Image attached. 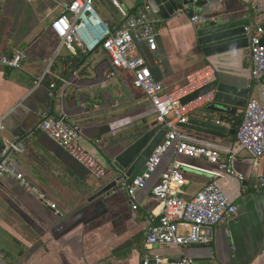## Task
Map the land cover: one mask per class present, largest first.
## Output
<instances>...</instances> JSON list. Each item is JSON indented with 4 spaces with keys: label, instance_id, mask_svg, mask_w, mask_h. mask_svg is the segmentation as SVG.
<instances>
[{
    "label": "crops",
    "instance_id": "obj_1",
    "mask_svg": "<svg viewBox=\"0 0 264 264\" xmlns=\"http://www.w3.org/2000/svg\"><path fill=\"white\" fill-rule=\"evenodd\" d=\"M72 1L0 0V54L12 55L19 50L27 54L21 69L0 68V119L5 127L0 142H24L27 151L14 154L13 162L36 193L45 194L47 199L29 193L11 177L0 180V256L4 264H141L148 251L147 218L153 216L155 223L161 220L163 207L152 190L162 172L175 159L206 171L216 166L202 157H178L170 150L147 187L137 194L135 213L119 186L110 195L90 200L123 176L113 166L115 156L137 139L134 137L150 129L157 113L142 91L133 86L128 73L113 80L103 79L110 60L102 48L81 53L84 58L74 63L68 61L75 56L59 48L50 26L61 13L59 4ZM120 2L132 13L146 0ZM252 3L257 4L256 0H227L221 8L242 13L245 19ZM97 9L108 25L121 23L117 9L107 0H98ZM157 15L165 20L158 28V49L150 52L141 44L139 53L150 69H159V81L172 91L183 85L189 74L212 65L199 52L197 25L192 24L187 12L168 20ZM245 53L240 61L251 70L250 48ZM51 61L50 73L36 84ZM59 77L72 85L64 86ZM54 82L53 104L50 85ZM250 85L249 97H259L253 80ZM206 108L194 111L191 119ZM62 112L79 129L83 147L107 167L105 178L89 175L39 129L43 120L57 118ZM243 112L240 110L234 118L215 116L214 120L228 121L229 130L237 132ZM179 129L200 142L237 153L235 168L244 180L223 183L237 206V215L215 229L208 246L155 247L151 253L171 259L186 255L195 264H264V190L255 187L257 176L264 171V158L256 167L253 158L237 146L236 133L219 139L182 126ZM187 180L181 194L188 198L201 191L211 176L190 170ZM50 202L57 205V210L50 207Z\"/></svg>",
    "mask_w": 264,
    "mask_h": 264
},
{
    "label": "built area",
    "instance_id": "obj_2",
    "mask_svg": "<svg viewBox=\"0 0 264 264\" xmlns=\"http://www.w3.org/2000/svg\"><path fill=\"white\" fill-rule=\"evenodd\" d=\"M31 2L33 0H26ZM118 11L121 23L108 25L97 9L98 0H73L59 4L61 13L52 21L50 30L59 40V48L66 49L71 55L93 53L102 48L109 57L110 67L103 71V79L113 80L123 73L133 79V86L142 91L157 113V122L163 125L166 135L163 142L154 150L148 159L143 172L129 184L128 178L122 176L118 186L123 189L131 203L132 212L138 210L137 194L145 189L157 173L170 150L180 157L206 159L216 166L215 170L206 171L175 159L161 174L159 182L153 187V195L162 204L161 220L155 223L154 217L147 218L145 244L148 251L141 264H195L189 256L171 259L151 253L155 247L208 246L214 240L215 229L233 220L237 215V206L226 192L227 184L232 181L243 182L244 177L237 172L235 164L237 153L219 146L200 142L183 134L179 126L188 124L194 111L213 102L214 92L195 95L213 83L217 74L212 66L189 74L186 81L178 88L168 91L163 82L152 75L148 63L140 53L139 45L145 44L150 52L158 49V28L165 20L153 12L148 2L136 11L130 12L123 7L120 0H107ZM201 17L191 18L198 25ZM250 33V62L252 79L255 88L259 89V97L248 101L244 109L242 121L236 132V143L240 150L246 151L258 167L264 158V44L263 30ZM27 54L16 51L12 55L0 54V68L19 70L22 68ZM53 61L50 62L39 84L50 73ZM78 77V73H73ZM64 86L72 85L70 80L59 77ZM57 84L50 85L51 97H55ZM190 99L184 103V100ZM39 129L63 150L71 159L96 179L107 175V167L98 161L80 142L79 129L69 123L67 115L62 112L57 118L43 120ZM5 131L3 119H0V133ZM0 152V180L11 177L29 193L37 194L46 201V195L36 193L29 180L15 166L13 155L25 153L26 145L20 139L10 141L4 139ZM200 171L211 176L201 191L191 197H184L181 189L187 185V171ZM255 187L264 190V171L257 176ZM57 210L55 203H49ZM0 264H4L0 256Z\"/></svg>",
    "mask_w": 264,
    "mask_h": 264
},
{
    "label": "water",
    "instance_id": "obj_3",
    "mask_svg": "<svg viewBox=\"0 0 264 264\" xmlns=\"http://www.w3.org/2000/svg\"><path fill=\"white\" fill-rule=\"evenodd\" d=\"M227 0H146L155 14H161L166 20L180 13H188L192 18L201 17L196 26L197 45L204 59L213 66L217 78L208 87L198 92L195 97L207 92H214L213 102L197 117L190 119L188 124L181 125L184 129L225 139L228 134L234 135L235 130H229L228 121H216L215 116L226 118L237 117L240 110L246 108L250 99V81L252 71L247 64L240 61L250 48L251 35L247 28H254L252 33L263 30L262 44H264V0H256L247 12L248 18L241 14H233L221 8V3ZM260 6V7H259ZM242 17V18H241ZM255 26V27H254ZM139 47V46H138ZM142 55V54H141ZM143 56V55H142ZM152 75L159 81L158 68L151 69ZM190 99L184 100L188 102ZM52 103H55L53 97ZM166 130L157 121L150 125V129L138 135L135 141L118 153L113 166L131 184L144 170L146 163L154 150L163 142ZM131 140V138H129ZM0 142V152L3 149ZM119 178L104 187L90 200L110 195L118 189Z\"/></svg>",
    "mask_w": 264,
    "mask_h": 264
},
{
    "label": "trees",
    "instance_id": "obj_4",
    "mask_svg": "<svg viewBox=\"0 0 264 264\" xmlns=\"http://www.w3.org/2000/svg\"><path fill=\"white\" fill-rule=\"evenodd\" d=\"M83 58H84V56L80 53L79 55H77V56H75V57H70V58L68 59V61L74 63V62L79 61V60H81V59H83ZM68 61H66V62H68Z\"/></svg>",
    "mask_w": 264,
    "mask_h": 264
}]
</instances>
